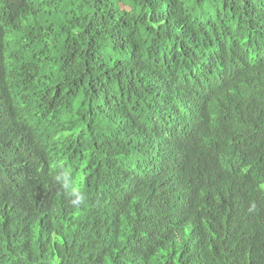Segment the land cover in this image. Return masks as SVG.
Segmentation results:
<instances>
[{
    "label": "trees",
    "instance_id": "16d2710c",
    "mask_svg": "<svg viewBox=\"0 0 264 264\" xmlns=\"http://www.w3.org/2000/svg\"><path fill=\"white\" fill-rule=\"evenodd\" d=\"M0 264H264V0H0Z\"/></svg>",
    "mask_w": 264,
    "mask_h": 264
},
{
    "label": "clouds",
    "instance_id": "9594fccd",
    "mask_svg": "<svg viewBox=\"0 0 264 264\" xmlns=\"http://www.w3.org/2000/svg\"><path fill=\"white\" fill-rule=\"evenodd\" d=\"M67 179H68L67 175H64V176H63V180H64V181H67ZM55 180H56V181H60V180H61V176H60V175H57V176L55 177ZM61 186L64 187L65 189H67L68 186H69V184H68V183H63V182H62V183H61ZM78 199H79V202H81V203L83 202V197H82V196L79 197Z\"/></svg>",
    "mask_w": 264,
    "mask_h": 264
},
{
    "label": "bare ground",
    "instance_id": "6f19581e",
    "mask_svg": "<svg viewBox=\"0 0 264 264\" xmlns=\"http://www.w3.org/2000/svg\"><path fill=\"white\" fill-rule=\"evenodd\" d=\"M260 2V1H259ZM256 108V107H255ZM251 121V120H250ZM233 164V163H232ZM235 164V163H234ZM185 165V164H184ZM234 170V169H233ZM239 174V173H238ZM236 175V174H235ZM247 175V174H246ZM232 178V177H231ZM230 178V179H231ZM241 178V177H240ZM237 180V179H236ZM242 180V179H241ZM191 204V203H190ZM193 205V204H192ZM189 206V205H188ZM192 209V208H191ZM242 212V211H241ZM245 214V213H244ZM248 221V220H247ZM210 223V222H209ZM226 226V225H225ZM242 226V225H241ZM198 229V228H197ZM232 229V228H231ZM211 230V229H210ZM229 234V233H228ZM225 235V234H224ZM238 238V237H237Z\"/></svg>",
    "mask_w": 264,
    "mask_h": 264
}]
</instances>
